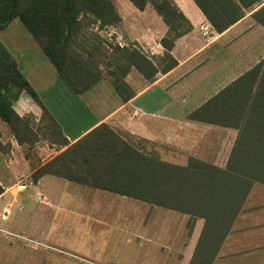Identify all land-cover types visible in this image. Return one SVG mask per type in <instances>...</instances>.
Returning <instances> with one entry per match:
<instances>
[{"label":"crops","instance_id":"obj_1","mask_svg":"<svg viewBox=\"0 0 264 264\" xmlns=\"http://www.w3.org/2000/svg\"><path fill=\"white\" fill-rule=\"evenodd\" d=\"M173 1L192 26L191 31L176 40L170 52L177 61V65L166 73L159 72L153 80H148L135 67H131L125 76V82L133 95L128 101L122 99L112 83L113 77L110 73L115 71L117 65L115 62V51L117 50L113 49L116 47L137 49L153 63L161 64L162 58L167 54L161 41L169 34V27L152 6L140 10L130 1L129 4L120 3V7L113 2L121 16V22L105 27L110 29L108 36H113L116 42L113 46L103 42L105 47L110 49L111 58L106 64H103L101 60L98 63L95 61L103 70L104 78L82 95H77L72 90L35 39L33 44L23 43L20 46L21 56L26 55L25 58L31 61L40 60L42 62L38 70L26 74L22 68L25 66L23 58L15 60L20 70L22 69L21 72L60 125L69 145L60 146L47 140L50 143L46 142L45 145H41L39 148L41 153L36 151L40 156L39 161L31 166L29 158L22 155L25 147L20 145L10 133L9 128L1 123L8 134L6 140L1 138V141L4 145L5 141L12 143L10 151L13 158L9 159L10 154L0 152V184L5 190L0 200L7 194L14 198L0 212V219L3 222L10 221L16 198L25 191H18L17 187L27 185L28 189V184L24 183L25 179L15 184L11 183L15 174L20 178L32 176L33 180L30 182L36 185L51 178L56 183L57 191L78 190L83 196L82 200L69 202L63 199L39 201L41 208L37 214H41V218H46L50 225H56L58 218L63 214L101 225L117 223V221H124L126 225H130L142 221V217L133 215L118 217V219L101 218L95 211L80 210L85 207L90 209L103 206L112 207L123 204L129 199H135L71 182L51 174L42 176L38 181L34 180V175L39 169L101 125L109 126L132 146L148 153H154L163 161L185 165L190 158H195L221 168L226 167L238 131L193 121L188 117L264 59V26L258 24L253 18V14L264 6V0H260L247 10L241 20L223 33L214 29L193 0ZM100 52H103L102 48ZM109 54L107 51L105 53L104 49L101 57ZM14 107L22 117L33 115L37 122L41 119V108L27 94H22ZM22 162H25L26 169H23ZM99 191L101 193H98ZM40 195L44 198L42 193ZM146 204L153 207L151 212H156L154 210L157 207L163 208ZM7 208L12 210V216L4 220L2 215ZM153 218L161 221L162 224L167 222L166 224L174 225L175 222L182 223L183 221L189 227L194 226L198 238L190 254L188 264H191L205 221L201 218L193 220L189 215L169 210V213H163L157 217L143 218L145 225L149 224L150 219ZM33 221L31 227L35 231L33 233L43 235L42 230L34 229L36 223ZM0 228L14 233L2 224ZM49 234L50 231H47V235ZM0 236L12 238L2 233ZM137 236H140L139 239L142 237L150 240L149 242L160 249L166 248L167 241L169 249L174 250L175 248L171 241L176 242V234L167 239H165V233H141ZM154 239H157V242ZM29 240L32 242L28 244L19 239L26 245L23 243L20 245L16 241L18 248L36 250L35 246L30 245L35 240L33 238ZM170 255L177 257L178 264H181L179 259L183 254L180 247L177 254ZM212 264H264V185L257 183L251 189L243 209L220 246Z\"/></svg>","mask_w":264,"mask_h":264},{"label":"trees","instance_id":"obj_2","mask_svg":"<svg viewBox=\"0 0 264 264\" xmlns=\"http://www.w3.org/2000/svg\"><path fill=\"white\" fill-rule=\"evenodd\" d=\"M144 10L152 6L169 27L161 41L167 54L155 64L137 49L116 47L112 83L123 100L132 98L125 76L135 67L148 80L177 65L170 54L178 38L192 26L173 0H128ZM214 29L223 33L260 0H193ZM253 18L264 26V6ZM20 19L45 55L77 95L99 83L103 70L93 55L76 48L85 26L103 29L121 22L112 0H0V31ZM87 23L84 26V20ZM88 57H87V56ZM29 95L41 108L36 126L20 116L15 103ZM190 120L230 128L238 136L225 168L190 158L185 165L163 161L132 146L101 125L39 169L34 180L51 174L68 181L132 198L205 221L191 264H212L253 186L264 185V59L191 113ZM0 123L24 147L35 145L40 132L60 146L69 142L60 125L21 72L0 40ZM0 132V152L6 153ZM5 192L0 184V196Z\"/></svg>","mask_w":264,"mask_h":264},{"label":"rangeland","instance_id":"obj_3","mask_svg":"<svg viewBox=\"0 0 264 264\" xmlns=\"http://www.w3.org/2000/svg\"><path fill=\"white\" fill-rule=\"evenodd\" d=\"M112 1L118 7H120V3H130L128 0ZM86 23L87 21L84 20V26ZM108 33H110V29L103 28L101 31L99 23L85 26L82 35L77 39L76 48H80L83 52L87 51L94 55L93 61L98 63L99 60H101L103 64H106L111 58V52L109 48L107 49L105 47L103 42L112 46L116 43L113 40V36H108ZM0 40L8 48L14 60L23 58L25 66L22 68L26 74H30L41 67L42 62L40 60L31 61L25 58L26 55H20V46L23 43H35L34 38L20 19L13 20L9 27L0 31ZM99 48H102L103 52L105 49V53L107 51L110 54L101 57V53L103 52H100ZM106 58L109 59L105 60ZM44 59L47 61L46 58ZM28 117L37 124L36 126L42 128L43 125L39 124L33 115ZM0 132L2 133L3 140H6L8 134L5 131V126H2L1 123ZM45 136V132H40L39 144H35L31 147L26 146L22 150L23 157L27 156V158H29L31 166L39 161L40 156L36 151H40L39 148L41 145H45L46 142L50 143ZM11 145V142L5 141L4 146L6 148V154H10L9 159L13 158L10 151ZM21 165L23 169L27 168L25 162H22ZM26 178L27 177L20 178V176L15 174L11 179L12 184L25 179L24 183L28 184V189L20 193L16 198V203L13 207V216L10 221L3 222L0 219V224L14 233L21 234L19 236L28 239L33 238L35 241H33V244L30 243V245L35 246L36 250L30 251L27 250V248L20 250L17 242L21 245V243L25 244L24 241L20 242L16 237L9 238L0 236V264H178L177 257L171 256L170 254H177L179 247L183 254L182 258L179 259L180 263H189L192 248H194L198 238V233L196 229H194V226L189 227L187 226L188 224L183 221L182 223L175 222L174 225L166 224L167 222L162 224L161 221L156 220V218L150 219V223L145 225V220H143L145 217L152 218L162 215L163 213H169V210L157 207L156 210H154L156 212H151L153 207L150 205L129 199L123 204L112 207L103 206L102 208L97 207L93 209L85 207V209L82 208L80 210L95 211L101 218L118 219V217H129L133 215L142 217V221L130 225H126L124 221L101 225L78 219L76 216L63 214V216L58 218L56 225H50L46 218H41V214H37L41 208L39 201H56L63 199V201L69 202L82 200L84 199L82 198L83 196L78 190H69L66 192L57 191V189H55L56 183L52 181L51 178L46 179L43 183L38 185L30 182L33 180L32 176ZM40 193H42L44 198H42ZM98 193H101V191ZM13 199V196L10 194L2 198L0 200V212L3 210L4 206L12 202ZM32 220L36 223L34 224V229L42 230L43 235L33 233L35 231L31 229ZM47 231H50L49 235H47ZM52 231H54V233ZM141 233H165V239L172 238L173 235L176 234V242L174 243L171 241L172 245H175L174 250H176V252H174L173 249H169L168 241L166 242V248L160 249L149 242L150 240L148 241L142 237L139 239L138 237L140 236L137 235ZM154 240L157 242V239Z\"/></svg>","mask_w":264,"mask_h":264},{"label":"built area","instance_id":"obj_4","mask_svg":"<svg viewBox=\"0 0 264 264\" xmlns=\"http://www.w3.org/2000/svg\"><path fill=\"white\" fill-rule=\"evenodd\" d=\"M17 188H18V191H24V190L27 189V185H21V186H18ZM11 216H12V210L9 209V208L5 209L4 212H3L2 218L4 220H6V219L10 218ZM0 233L6 234V235L11 236V237H16V238L22 239V240H24L26 242H32L29 239H26L25 237L16 235L14 233H11V232L6 231V230L1 229V228H0Z\"/></svg>","mask_w":264,"mask_h":264}]
</instances>
